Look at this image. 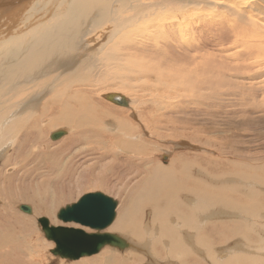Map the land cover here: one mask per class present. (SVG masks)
Returning <instances> with one entry per match:
<instances>
[{
    "label": "bare ground",
    "instance_id": "bare-ground-1",
    "mask_svg": "<svg viewBox=\"0 0 264 264\" xmlns=\"http://www.w3.org/2000/svg\"><path fill=\"white\" fill-rule=\"evenodd\" d=\"M214 13L222 14L221 20L225 23H220L216 29L228 33V37L211 40L208 45L213 43L217 51L213 54L227 60H221L216 66L211 65V60L205 62L211 79L216 80L219 89L227 87L228 95L235 103L241 100L249 101L248 106L259 102L262 104L264 0H0V26H6V30L0 31V126L5 131L0 135L9 138L10 148L24 132V140L36 132L32 141L36 146L45 141V133H48L46 131L60 125L70 128V137L61 146L29 158V162H47L45 165L54 158H49L51 153H58L67 147L73 148L83 142L78 140L82 136L85 143L92 144L80 149L87 152H97L100 146L108 142L111 146L97 158L111 157L112 161L101 166V175L121 172L122 167L116 159L118 150L124 152L128 159L142 158L141 170L144 176L135 182L132 181L133 176L127 177V183L130 180L133 183L128 195L131 194L134 199L132 196L126 199L122 215L114 224V230L143 241L147 247L150 244L148 249H151L152 256L159 259L176 258L177 264H256L261 256L241 251L244 247L229 250L230 252L222 251L220 248L225 243L219 245L215 239L210 240L211 236L206 231L212 224H218L220 230L216 232L224 237L241 236L242 239H237L238 243L234 242L233 249L238 247L239 242H244L249 251L261 253L259 246L251 245L255 239L250 232L252 229L264 228V206L259 202L264 197L263 193L256 190L252 203L238 208L237 215L227 218H223L217 208H229V202L206 193L209 188H214L224 197L242 194L246 189L243 184L249 183L251 178V175L244 173L242 165L236 166V162L228 171L219 168L221 173L216 170L215 173L207 172L204 176L207 180L202 177V170L199 171L194 163H185L182 160L178 162L175 158L168 167L159 166L160 169H156V161L153 163L152 152L147 148L149 144L142 145L139 139L135 140V129L120 117L101 111L97 104L91 102L88 93L92 91V85H105L115 74L122 71L128 72L120 78L127 82L126 85L138 78L149 76L152 68L144 69L143 64L151 62L141 55L140 50L152 43H164L159 38H165L162 30L167 27L177 29L178 35L184 38L172 39L177 46L197 53L196 43L189 40L199 32L198 26L207 24V19L216 20ZM100 17L102 18L98 22ZM87 28L94 32L91 38L87 34ZM167 32L172 33L170 30ZM138 61L139 65L136 64ZM157 77L159 82L169 80L165 88L167 101L172 95L178 94L175 93L179 90L173 84L176 82L173 77L164 75L163 72L158 73ZM119 86L122 88L123 84L120 83ZM108 95L103 96L104 99ZM112 97L125 101L127 105L123 107L129 106L124 98L114 94ZM179 98L181 100L183 96ZM105 117L110 119V123L103 122ZM57 131L53 134H63ZM90 135L93 138L99 136L107 139L92 142ZM117 137L120 138L116 140ZM31 151H40L39 146ZM62 155L64 153L60 152L59 157L57 156V164L51 162L56 164L55 171L60 166ZM16 157L19 158L17 155ZM71 161L67 163L71 164ZM173 162L177 164L173 166ZM111 163L117 167H113ZM130 163L132 167L140 164L133 161ZM176 167L177 176L172 179L170 174ZM131 170H127L126 174L129 175ZM139 174L140 171L134 177L137 178ZM254 178L261 181L260 184L264 181V178ZM104 180L101 177L100 183H94V186L98 189L104 188L107 185ZM37 190H34L30 198L20 195L18 199L31 202L40 196L41 191L38 193ZM245 195L248 196V193ZM8 200L7 203L12 202ZM55 203H48L50 209L47 208L46 214L52 215ZM144 209L148 210V218L151 220L148 219L147 223L152 224L150 227L153 232L148 230L149 225L142 224L143 219L147 218ZM177 209L186 210L185 216L193 224L191 229H187L183 221L176 224L173 214ZM199 216L203 219L201 223H198ZM243 217L246 218L245 230L224 229L226 223L234 226L242 222ZM160 244L164 248L156 249ZM214 245H219L220 248L213 249ZM132 248L134 247L130 246V250ZM115 253L105 249L96 258L79 264H129L126 258ZM116 256L119 258L116 259ZM130 256L128 257L132 262L142 261L139 254L132 251Z\"/></svg>",
    "mask_w": 264,
    "mask_h": 264
},
{
    "label": "rangeland",
    "instance_id": "rangeland-1",
    "mask_svg": "<svg viewBox=\"0 0 264 264\" xmlns=\"http://www.w3.org/2000/svg\"><path fill=\"white\" fill-rule=\"evenodd\" d=\"M214 14L216 20L207 19V24L198 26L199 32L189 40L196 43L197 53L177 46L172 39L183 40L184 38L178 35L177 29L167 27L162 30L165 38H159L164 43H152V45L140 50L141 55L151 62V64L148 62L143 64L144 69L152 68L149 76L143 79L138 78L126 85L127 82L123 79L120 80V78H123L128 72L122 71L120 74H115L105 85L100 87L92 85L90 87L92 91L88 93L91 102L97 104L101 111L117 118L120 117L126 123L128 122L135 129V140L139 139L142 145L143 143L146 146L149 144L147 148L152 152L151 159L153 163L156 161L154 163L156 169L159 166L168 167L170 161L174 158L178 162L182 160L185 163H194L193 165L208 173H215V170L221 173L222 170L219 168H222L223 171H228V168L234 166L236 162V166L242 165L244 173L251 175L249 183L243 184V187L246 185V189L242 191V194L224 197L220 196L214 188H209L206 192L208 195L223 198L229 202L231 205L229 208H217L218 213L223 218H227V216L237 215L238 208L252 203L253 194L256 190H259L264 195V181L260 184L261 181L254 178H264V172H262L264 171V101L261 102L262 104L259 102L253 106H248L249 101L241 102L239 100L235 103L234 99L231 100L228 95V88L219 89L220 87L216 80L214 78L211 79V74L208 72L205 62L211 60V65L216 66L221 60H227L213 54L217 52L213 43L210 46L208 45L211 40L228 37V33H222L216 29L220 23H225L221 20L222 14ZM101 18L98 19V22ZM4 30H6V26H0V31ZM87 30L90 38L94 36V32L89 28ZM168 30L172 33H168ZM136 64L139 65L140 61ZM161 72L174 78L176 82H173V84L179 90L178 92L176 90L175 93H178L179 96L182 95L183 99L181 98L180 100L178 94H174L169 101L166 100L165 94L167 92H165V88L169 80L159 82L157 74ZM120 83L123 84L122 88L119 86ZM194 93L195 95L193 96ZM108 94L124 98L129 102V106L123 107L107 101L103 96ZM241 106L243 108H237ZM53 114H55V111H53ZM105 118H103V122L110 123V119ZM43 122L45 121L43 120ZM149 128L151 129L149 130ZM62 129L65 131H62ZM56 131L63 132V134L61 137L52 139L55 135L53 133ZM46 132L48 133H45L46 139L41 141L43 142L42 144L33 145L32 141L37 134L36 132L32 133V137L31 135L27 136L25 140L23 136H26V132H24L18 140L13 142L10 148L8 147L9 138L6 135H0V264H79L96 258L105 249L116 252L115 254L121 258H126L129 264H151V262L155 264H177L176 258L159 259L157 256H152L151 249H148L151 246L150 244L147 247L143 241L124 235L123 232L116 231L113 228L119 216L122 215L125 202L132 196L131 194L128 195L131 191L132 181H138L144 176L141 170L142 158L128 159L124 152L118 150L119 155L115 153L113 155L118 156L116 159L117 163L122 167L121 172H110L109 175L105 173L101 175V166L112 160L111 157L106 159H98L97 157H99L100 153H105L111 145L107 142L104 146H100L97 152L80 150L81 148L92 146V144L85 143V138L82 136V138H78V140L83 141L82 143L73 148L67 147L60 151L64 155H62L60 166L55 171L54 168L58 162L57 156L59 157L60 152L51 153L52 156H49V158L54 157L51 162H55V165L51 164V162H48V166L45 165L47 162H29V158L31 156H39L41 153L47 152L48 149L61 146L69 139L71 131L67 126L61 127L60 125ZM0 133H5L4 127L0 126ZM90 137L92 142L107 139H101L99 136L93 138L92 135ZM110 137L108 136V138ZM118 138L120 137H117L116 140ZM21 139L24 140V143ZM38 146L41 152L31 151L32 148H38ZM67 161L72 163H67ZM131 161L135 164H140L139 166L135 165L136 167L133 166V168ZM111 164H113V167L116 166L114 163ZM173 164L175 166L177 163L173 162ZM124 167L126 171H124ZM177 168L172 169V172L176 173ZM127 170H131L132 174L127 175ZM138 171H140V174L135 178L138 175ZM172 172L170 176L174 179L177 173L173 174ZM129 176L130 178L133 176L132 178L134 179L130 180L128 184L126 180H128L127 177ZM101 177L106 180L104 182L107 185L98 189L94 186V183H100ZM203 178L207 180L206 177L203 176ZM34 190H37L38 193L41 191L39 193L40 196L35 200L30 202L18 199L20 195H23V198L25 196L30 198ZM91 192H101L117 201L115 219L106 231L116 233L127 240L130 246H134L133 250H130V246L124 251L106 246L98 254L75 261L54 257L50 253L54 244L44 238L36 219L38 217H46L53 225L79 227L74 224L61 223L56 219V213L59 208L75 203L83 194ZM246 193H248V196L245 195ZM132 198L134 199L133 196ZM7 200L12 202L7 203ZM259 202L264 206V197H261ZM48 203H55V210H53L52 215L46 214V210L49 208ZM20 205H29L32 209V214L28 215L20 211L18 209ZM147 211V209L143 211L147 218L143 219L144 223L142 224L143 226L149 225V228L147 227L148 230L153 232L152 224L147 223L148 219L151 220L150 217L148 218ZM185 212V209H177L173 216L176 224L183 221L187 229H191L192 221L187 219ZM243 218L242 222H238L234 226L225 222L226 226H224V229L245 230L246 218ZM202 220V217L199 216L198 223H201ZM219 220L221 221V218ZM258 229L264 228L252 229L250 234L255 239L251 245L259 246L261 250L259 254L257 252L254 253V250V252L249 251L250 249H247L248 246L244 242H239L238 247L233 249L234 242L238 243L237 239H242L240 238L241 236L234 235L230 237L231 235L226 232L229 236L224 237L223 234L216 232L220 230L218 224H212L206 231L211 236L210 240L215 239V242L219 245L225 243L222 246L223 248H220L219 245H214L213 249L220 248L222 251L228 250L230 252L231 250H238L244 247L241 251L245 250L244 252L247 251L250 255L257 254L261 256V259L256 264H264V231L261 232ZM84 230L90 232L89 229L84 228ZM155 248H164V246L160 244ZM155 248L154 250H156ZM130 251L139 254V257H142V261L137 263L130 261Z\"/></svg>",
    "mask_w": 264,
    "mask_h": 264
},
{
    "label": "water",
    "instance_id": "water-1",
    "mask_svg": "<svg viewBox=\"0 0 264 264\" xmlns=\"http://www.w3.org/2000/svg\"><path fill=\"white\" fill-rule=\"evenodd\" d=\"M106 99L120 106L127 105L123 100L113 99L111 94ZM60 136L56 134L52 139ZM85 206L90 209L88 213L80 211ZM116 208V200L101 192H91L83 194L75 203L59 208L56 213V219L61 223L79 227L53 225L46 217H38L36 222L44 238L54 244L50 253L56 258L75 261L98 254L106 246L120 251L129 248L124 238L106 231L115 219ZM18 209L25 214H32L29 205H20Z\"/></svg>",
    "mask_w": 264,
    "mask_h": 264
},
{
    "label": "snow or ice",
    "instance_id": "snow-or-ice-1",
    "mask_svg": "<svg viewBox=\"0 0 264 264\" xmlns=\"http://www.w3.org/2000/svg\"><path fill=\"white\" fill-rule=\"evenodd\" d=\"M80 211L83 213H88L90 209L87 206H85L84 208L80 209Z\"/></svg>",
    "mask_w": 264,
    "mask_h": 264
},
{
    "label": "crops",
    "instance_id": "crops-1",
    "mask_svg": "<svg viewBox=\"0 0 264 264\" xmlns=\"http://www.w3.org/2000/svg\"><path fill=\"white\" fill-rule=\"evenodd\" d=\"M199 171H201V169H199ZM206 175H207V172H203V171H202V177H203V176H206ZM106 196H107V195H106ZM132 246H133V245H132ZM133 247H134V246H133ZM115 258L118 259L119 257L116 256ZM139 258H142V257H139Z\"/></svg>",
    "mask_w": 264,
    "mask_h": 264
}]
</instances>
